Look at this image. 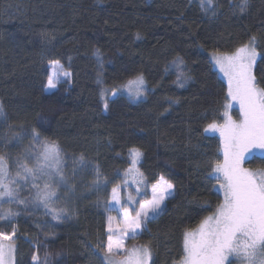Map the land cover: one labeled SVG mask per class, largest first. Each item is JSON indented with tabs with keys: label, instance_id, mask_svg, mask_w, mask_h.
Segmentation results:
<instances>
[{
	"label": "trees",
	"instance_id": "obj_1",
	"mask_svg": "<svg viewBox=\"0 0 264 264\" xmlns=\"http://www.w3.org/2000/svg\"><path fill=\"white\" fill-rule=\"evenodd\" d=\"M10 1L20 7L14 28L6 12ZM15 30L21 32L19 39ZM34 33L41 35L38 44L31 41ZM252 37L258 52L254 75L264 89V0H248L244 11L241 0H211L210 5L202 0H0V155L10 168L17 158L27 159L33 129L59 145L68 185L62 184L56 199L64 210L59 240L83 264H104L93 249L105 241L107 199L124 183L133 149L142 153L148 173H164L160 160L179 173L177 181L172 179L177 197L142 235L152 264H178L184 233L200 226L223 200L215 172L222 143L208 125L224 119L229 93L211 55L233 53ZM176 58L189 77L183 86L169 68ZM46 60H59L71 72L68 98L44 95ZM136 76L146 84L138 102L120 90ZM230 111L239 117L237 109ZM46 112L56 119L51 131L42 133L38 120ZM251 163L264 169V150ZM96 166L103 178L99 185L94 184ZM7 204V197L0 201V207ZM12 206L21 209L12 222L18 231L16 264H21L25 241L50 228L51 221L40 208ZM5 226L0 221V230Z\"/></svg>",
	"mask_w": 264,
	"mask_h": 264
},
{
	"label": "snow or ice",
	"instance_id": "obj_2",
	"mask_svg": "<svg viewBox=\"0 0 264 264\" xmlns=\"http://www.w3.org/2000/svg\"><path fill=\"white\" fill-rule=\"evenodd\" d=\"M203 2L204 0L202 4ZM207 2L211 3V0ZM247 4L248 0H241V11L246 9ZM255 40L256 38L252 37L249 45L238 48L233 55L221 54L214 57L216 64L228 77V93L233 100L239 102L242 119L237 122L229 117L225 124L220 126L224 139V160L222 163H216L215 172L221 174L218 178L224 181V201L214 215L201 222L196 231L184 233V256L180 264H232L230 257H235L240 264H264V169L252 171L242 166L244 156L251 148H264V89L256 87V77L253 74L257 57ZM95 54L102 63L100 51L97 50ZM49 64L53 66L54 71L48 77L47 86L55 88L61 75L68 77L70 74L55 71V68L62 69L59 60H51ZM187 79L189 77L184 76L185 82ZM130 83L142 86L144 79L138 76ZM128 91L135 97L144 94L141 87L135 90L129 88ZM112 95L117 93L112 92ZM104 107H108L106 99ZM0 116H4L2 104ZM216 127L215 124L208 125L209 129ZM13 135L16 139H22ZM31 136L33 141H39L41 138L35 129L31 131ZM33 148L35 145L26 148L24 155L31 158L34 165L29 166L23 159L17 158L19 171L15 176H10L7 162L0 156V201L7 197L11 202L26 207V201L19 198L16 188L13 187L23 182L34 190L31 203L42 205L48 214L59 220L64 210L58 211L52 208L51 204L58 198L54 183L68 186L62 170V151L58 144L47 140L43 141L41 150L33 152ZM132 154L135 164L142 153L133 149ZM78 162L84 163L83 155L78 158ZM131 171L132 169H129V172ZM96 174L97 180L94 184L99 185L103 178L98 166ZM172 188L173 185L161 177L152 185L151 200L140 203L135 216L124 209V222L119 236L114 234L111 223L108 224L106 244H97L93 249L102 253L104 264H150L152 253L147 246L132 248L122 259L117 258V253L124 247V238L128 231L135 234L142 228L143 222L150 218V214H158L162 210L161 206ZM68 190L72 191V188L69 186ZM116 191L117 188L113 187L112 192ZM115 199L114 195L113 200ZM129 199L131 200V196ZM17 215L19 213L11 210L0 212V221L10 223ZM14 237V229L10 234L0 232V264H15V248L10 242ZM4 241L9 243L5 244ZM32 259L36 260L38 257L33 256Z\"/></svg>",
	"mask_w": 264,
	"mask_h": 264
},
{
	"label": "rangeland",
	"instance_id": "obj_3",
	"mask_svg": "<svg viewBox=\"0 0 264 264\" xmlns=\"http://www.w3.org/2000/svg\"><path fill=\"white\" fill-rule=\"evenodd\" d=\"M204 2L207 3L208 5L211 4V3H208L207 0H204ZM19 11H20V7L16 3H14L13 1H10V3L7 4L6 12L8 14V17L10 18V21H11L10 23H11L13 28L16 27V23L21 17ZM96 34H97V36H101L100 32H97ZM13 36L16 39H19L21 36V32L15 30V31H13ZM31 41L34 44L40 43L41 42V35L39 33H34L31 36ZM249 44L250 43H248L246 45H249ZM254 47H255V45H254ZM255 51L257 53V57H256V60L254 62V65H253V74H254V68H255V65H256V62L258 59V52H257L256 47H255ZM235 52L223 53V54L233 55V54H235ZM216 55H221V53H213L211 55V59H212V62L214 64V67L219 72L220 76L224 79V81L227 83V85L229 87L228 77L224 74L223 71H221L220 66L218 64H216V62H215L214 57ZM49 61H51V60H46L43 63V72H44L43 93H44V95L46 97H50L53 99L68 98L70 96L71 90L73 88V85H72L73 79H72L71 72L60 61L61 65H62V69L61 68H55V71L61 72V73L67 72L70 74V76L63 77L61 75L58 82H56L54 80V82H56V87L55 88H49L47 86V80H48L49 75L54 71L53 66H51L49 64ZM108 61H111V56L108 57ZM169 68H170V70H172L176 74L177 78H179V82H177V83H179L180 85L184 84V76H186V73L184 70V65H183L182 60L179 58L169 60ZM137 77L138 76L131 78L128 82H126L125 85H123L120 88L121 93L127 99H129L131 101L133 100L135 102H138V101H141L144 99L143 97L145 96V87H146L145 81H144V84L142 86H138L137 84L130 83L131 81L136 80ZM176 81H178V79ZM137 87H141L143 89V93H144V94L140 95L139 97H135L132 93H130L128 91L129 88H132L133 90H135ZM256 87L258 89H260L257 86V83H256ZM0 104H2L1 101H0ZM232 109H235V110L237 109V111L239 113L238 118L233 116L232 112L230 111ZM229 117H231L232 120L237 121V122H239L242 119L239 102L233 100L230 95H229V110L226 113L224 119H222L219 123L215 124V125H217V127L215 129H210L211 133L219 135V137L221 139L222 157L220 158V161H218L221 163L224 160V139H223V136L221 135V132H220V126H223ZM55 119H56V115L54 113H51V112L42 113L39 117V120H38V126H39L40 131L42 133H49L53 127ZM0 120H3V116H0ZM45 140H47L48 142H54L48 138H40L39 141H35L32 143L33 145H35V148L32 149L33 152L41 150L42 143ZM263 150H264V148H259V147L251 148L249 150V152H247L245 154L242 166L244 168L252 170V171L261 170L262 168H260L256 165H253L251 163V160L255 154H257L258 152L263 151ZM0 156H2V155H0ZM62 157H63V159L65 157L63 151H62ZM143 158H144L143 155H141V157L134 164L133 163V154H131V161H130L131 165H130L129 169H132V171L129 172V169H128L127 171H125V173H123L124 174L123 175L124 183H120L119 185L116 186V188H117L116 193H113L111 191L110 197L107 199V203H106L107 206L105 209V213H106V217H107V227H108V224L111 223V225L114 229V234L119 236L120 231H121V226L123 225V222H124V220H123L124 209H127L131 213V215L135 216L136 212L139 210V204L144 202L145 200H151V198H152V193H151L152 185L156 184L160 180L161 177H163L164 180L170 182L173 185V188L169 190V194H168L166 200L164 201V204L161 206L162 210L158 214H150V218L143 222L142 228L137 230V232L135 234H133L131 231H128L127 236L124 238V247L122 249H120L119 252L117 253V258H120V259L124 258L128 254V252L134 247H141V246H147L148 247V245L146 243H144L143 239H142V235L144 233V230L147 228V225L150 222L156 221V220L161 218V216L164 214V212L167 208L168 202L173 201V199H175L178 195V187H177V184L174 182V181H177V179L179 178V173L177 172V170L169 162L160 160L158 162V165L165 170L164 173L158 172V174L157 173L156 174H150L144 170ZM5 160H6V158H5ZM23 160L26 163L30 162V163H28L29 166L34 165V161L31 158L27 157V159L25 158ZM6 162H7V160H6ZM7 167H8V171H9L10 176H15V174L19 171L17 163L15 165L12 164V166L10 168L9 164L7 162ZM216 175L218 177L221 176V174H219L217 172H216ZM150 176L157 177V179L154 182H150L149 181ZM218 182L221 184V188H222L221 190L223 192V200H222V203H223V201H224V188L222 185H223L224 181L222 178H220V180ZM13 187L16 188L19 198L25 200L26 204H27L26 207H25V205L16 204L17 207H22L23 210H28L30 207L40 208L41 210H43V213L46 214L51 221V223H50L51 227L50 228H48L47 230L45 229V231H42V233H40L35 239L25 241V250L26 251H25L24 259L21 262V264H83L80 260L79 255L75 254V253H71L68 249V246L64 242L59 240L58 231L60 230V227L62 226L64 218L59 219V220L54 219L52 215L48 214L47 209H45L42 205H37V204L31 203V199L34 195V190L31 188L30 185L26 186L24 183L20 182L16 185H13ZM53 187L56 190V192L58 193L59 190L62 189V184L54 183ZM137 189H139V190H137ZM114 195L116 197L115 200H113ZM129 196H131V200L129 199ZM8 199H10V198H8ZM51 207L55 208L59 211V210H61V202H59V201L57 202V200H55L52 202ZM8 210H11L12 212L17 213V211L21 210V209L14 210V208L12 206V202L10 201L9 205L7 204V206L4 205V207L3 206L0 207V212L8 211ZM214 214H212V215H214ZM212 215H210V216H212ZM16 218H17V216H15L14 219H16ZM14 219H12L10 223L3 221L6 223V226L3 229H1L0 232L10 234L13 231V229L15 230V237L10 242L14 245V248L16 249V247H17V241L16 240L18 237V231H17V228L14 226V224H12ZM198 228H199V226L196 229L191 230V231H196ZM107 235H108V233H107V229H106V238H105V241L103 242L105 244L107 241ZM4 243L7 244V243H9V241H4ZM33 256L38 257V259L33 260L32 259ZM181 259L179 260L178 264H180ZM229 259H230V261L234 260L237 262V264H240V261L237 260L235 257H230ZM15 264H16V250H15ZM150 264H152V258H151Z\"/></svg>",
	"mask_w": 264,
	"mask_h": 264
}]
</instances>
